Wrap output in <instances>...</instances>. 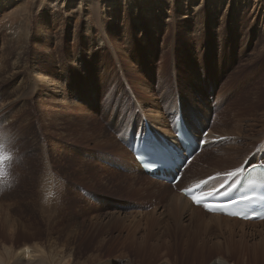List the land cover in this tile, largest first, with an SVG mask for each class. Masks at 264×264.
<instances>
[{
  "label": "rangeland",
  "instance_id": "374dc122",
  "mask_svg": "<svg viewBox=\"0 0 264 264\" xmlns=\"http://www.w3.org/2000/svg\"><path fill=\"white\" fill-rule=\"evenodd\" d=\"M4 17L18 24L0 30V258L264 264V225L197 227L167 209L169 186L144 192L127 148L145 122L171 136L181 110L212 138L181 187L264 161V0H8Z\"/></svg>",
  "mask_w": 264,
  "mask_h": 264
},
{
  "label": "bare ground",
  "instance_id": "6f19581e",
  "mask_svg": "<svg viewBox=\"0 0 264 264\" xmlns=\"http://www.w3.org/2000/svg\"><path fill=\"white\" fill-rule=\"evenodd\" d=\"M8 2V0H0V7H1V5H3L4 4V6L6 5V3ZM26 10L27 9H25L24 11H23V13H21L22 15H24L25 13H26ZM20 14V13H19ZM19 17H22V16H20L19 15ZM18 17V18H19ZM8 18L9 17H4V21H3V27H0V30L2 31V30H9V27H11L12 25H14V24H18V21H17V19L16 18H12V19H10V20H8ZM23 19V18H22ZM25 20V19H24ZM17 21V22H16ZM22 22V21H21ZM20 23V22H19ZM2 25V24H1ZM14 29V28H13ZM15 30V29H14ZM17 33V32H16ZM42 33V32H41ZM12 34V33H11ZM44 34V33H43ZM18 36V35H17ZM22 35L20 34V37H21ZM42 36V35H41ZM60 39L59 38H56V41H59ZM5 43V41L4 40H2V37H0V43ZM17 42L18 43H21V40L20 39H17ZM23 43V42H22ZM12 49V48H11ZM10 49V50H11ZM17 57H19L18 58V60L14 63V65H13V71H18L19 73H20V71L21 70H23L26 66H27V64L29 63V60L31 59V57L29 56V54H28V50H27V47H25V46H23L22 47V49H21V52H20V54H19V56H17ZM16 57V58H17ZM47 62H45V61H43V62H41L40 64H41V70H44L45 68H46V66H47V64H46ZM4 68H5V72H6V74H7V72H8V70H7V66H4ZM22 72V71H21ZM9 73V72H8ZM14 76V75H13ZM42 79V78H41ZM40 80V79H39ZM188 117V116H187ZM189 118V117H188ZM188 122V125H191L190 124V122H189V120H187ZM192 123V122H191ZM164 127V126H163ZM159 129V128H158ZM163 129V128H162ZM154 130L156 131V132H158V133H160L158 130H157V128L155 127L154 128ZM159 130H161V129H159ZM164 130V132H165V129H163ZM162 130V131H163ZM168 133V132H167ZM143 134H144V131H143ZM161 135H163L162 133H160ZM171 133H170V131H169V134L168 135H170ZM165 135H167L166 133H165ZM211 136H212V134H211ZM211 139L212 138H210V137H208L207 138V141H208V144L211 142ZM206 148V147H205ZM205 148H204V150H203V152L205 151ZM221 151H222V149H221ZM219 162V161H218ZM196 163H198V161H197V157L193 160V161H191V163L189 164V166H188V168H187V171H186V173L190 170V169H193L194 167H195V164ZM197 167V166H196ZM195 169V168H194ZM190 172H191V170H190ZM190 172H188V174L190 173ZM143 174V173H142ZM139 178H141V177H139ZM209 178V177H208ZM144 179V178H143ZM203 181H205L204 179H201V181L199 182V183H194V185L193 184H191V186H189V187H194V186H197V185H199L200 183H202ZM195 182V181H194ZM132 183V182H131ZM136 183V182H135ZM139 183V182H138ZM148 183V186L146 187L147 189L146 190H144V192L145 191H147V193L149 194V196H150V194H153V195H164L163 193L165 192V191H167L166 190V188H168V185H166V184H164V183H161V182H157V181H153V180H150L149 179V181L147 182ZM161 183V184H160ZM140 184V183H139ZM143 184H144V182H143ZM135 185V184H134ZM137 185V184H136ZM141 185V184H140ZM133 186V185H132ZM188 187V186H187ZM187 187H184V188H187ZM136 188V187H135ZM134 188V189H135ZM157 188V190L158 189H161L159 192H155L154 191V189H156ZM141 189V188H140ZM146 193V194H147ZM146 196H148V195H146ZM160 197V196H159ZM172 198V197H171ZM158 199V198H157ZM160 199H162L161 197H160ZM167 209H175V210H178V211H180V212H185V211H187V210H190V211H194V212H191V214L193 213H197L196 215H198L197 216V218H196V220L197 221H199V224L198 225H196L197 227L200 225V223H202V224H204V225H206V226H208L207 228H213V231L215 230V229H217V230H219V229H223V228H226V229H228V230H235L239 225H243V226H251V227H259V226H263L264 225V221H259V222H248V221H242V220H239V219H236V218H225V217H222V216H219V215H208V214H206L205 212H203V211H200V209H196V208H194V206L190 203V201L188 200V199H186V198H184L183 196H181V195H175V196H173V200L170 202V205L168 206V208ZM172 211V210H171ZM175 215V214H174ZM178 215V214H177ZM193 217H194V215H193ZM196 217V216H195ZM194 217V218H195ZM175 220V219H174ZM192 221H193V219H191ZM195 220V219H194ZM207 220H208V222H207ZM196 221V222H197ZM194 222V221H193ZM195 222V223H196ZM198 223V222H197ZM196 223V224H197ZM203 225V226H204ZM17 257L15 258V262L13 263V264H25L24 263V261H27V263L26 264H36V263H38V264H44V261H43V259H38L37 258V256L34 254V252L32 251V249L30 248V247H27V246H25V247H23L22 249H20L19 251H18V253H17V255H16ZM35 258H36V260H35ZM32 260V261H31ZM36 261V263H34ZM58 262V261H57ZM0 264H11L10 262H6L4 259H2V258H0ZM215 264H226L224 261H222V260H220V261H218L217 263H215Z\"/></svg>",
  "mask_w": 264,
  "mask_h": 264
},
{
  "label": "snow or ice",
  "instance_id": "6c2138e0",
  "mask_svg": "<svg viewBox=\"0 0 264 264\" xmlns=\"http://www.w3.org/2000/svg\"><path fill=\"white\" fill-rule=\"evenodd\" d=\"M231 175H236V173H232ZM193 199H194L197 203H201V198L193 197Z\"/></svg>",
  "mask_w": 264,
  "mask_h": 264
}]
</instances>
